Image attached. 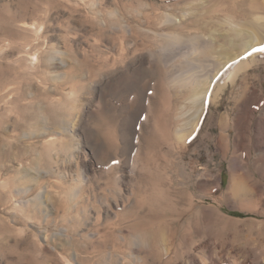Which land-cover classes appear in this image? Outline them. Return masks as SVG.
I'll list each match as a JSON object with an SVG mask.
<instances>
[{"label":"rangeland","instance_id":"rangeland-1","mask_svg":"<svg viewBox=\"0 0 264 264\" xmlns=\"http://www.w3.org/2000/svg\"><path fill=\"white\" fill-rule=\"evenodd\" d=\"M236 1L0 0V264H264V61L186 121Z\"/></svg>","mask_w":264,"mask_h":264},{"label":"bare ground","instance_id":"bare-ground-1","mask_svg":"<svg viewBox=\"0 0 264 264\" xmlns=\"http://www.w3.org/2000/svg\"><path fill=\"white\" fill-rule=\"evenodd\" d=\"M237 1L233 3L235 12L233 13L232 11H230L229 15L232 14L230 18L228 17L223 21L215 22L220 26L218 29L210 30L207 27V22H201L200 19H197V21L194 22L195 24L192 25V27H194L193 29H195V31H198L194 34V36L197 35L200 31H203L202 34L208 33L210 35L209 41L213 42L215 45L217 41H220V43H222L220 48L212 46L207 55V58L209 57V59H215V62H218L217 66L219 65V68L216 69V74L213 78H215L216 76L217 77L213 80V82H207L206 84V86H209L211 83L214 85V97H212V101L207 98L206 101L196 100L194 97L198 96V94L200 95V93L205 90L206 86H201L202 84L200 83L201 85L199 84V86L192 87L195 89H193L192 91L191 97L189 99V104L190 107H193L194 109H196V111H198V116L195 115L193 118H188L186 120L187 122L195 121L196 124L201 120L202 117L210 116L215 104V100L218 98L220 93L224 92V90L229 87L230 84L236 81L241 71L248 68L249 65L256 64L259 61H264V51H262V49H264V2L263 4L258 5V0H247V2L246 0H239L238 2ZM223 3L225 2L220 3V11L225 10V5ZM237 3H239L238 7ZM238 15L244 16L245 18L242 17L243 19L238 20ZM227 25H229L228 29ZM196 37L202 40V35L195 36V39ZM249 50L251 52V55L246 56ZM242 56H245V59H243ZM214 64L215 63L213 62V65ZM189 125L191 124L189 123ZM258 128L261 132L258 133V135L259 137H261L262 135H264V116L258 119L257 132ZM239 165L240 164H238V166ZM243 183L244 175L242 173L238 174L237 172V174H233V177L231 179V189L234 190L236 189V187H241Z\"/></svg>","mask_w":264,"mask_h":264},{"label":"snow or ice","instance_id":"snow-or-ice-1","mask_svg":"<svg viewBox=\"0 0 264 264\" xmlns=\"http://www.w3.org/2000/svg\"><path fill=\"white\" fill-rule=\"evenodd\" d=\"M262 51H264V49H262Z\"/></svg>","mask_w":264,"mask_h":264},{"label":"trees","instance_id":"trees-1","mask_svg":"<svg viewBox=\"0 0 264 264\" xmlns=\"http://www.w3.org/2000/svg\"><path fill=\"white\" fill-rule=\"evenodd\" d=\"M240 215V214H239ZM241 216V215H240Z\"/></svg>","mask_w":264,"mask_h":264}]
</instances>
